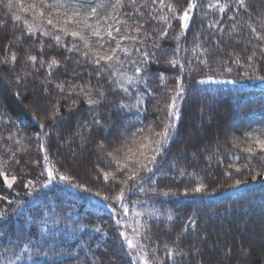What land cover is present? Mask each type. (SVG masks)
Returning <instances> with one entry per match:
<instances>
[{
    "label": "trees",
    "instance_id": "16d2710c",
    "mask_svg": "<svg viewBox=\"0 0 264 264\" xmlns=\"http://www.w3.org/2000/svg\"><path fill=\"white\" fill-rule=\"evenodd\" d=\"M11 2L9 9L0 0V172L8 175L0 176V264H264V0H195L186 35L164 5L179 15L188 0H148L147 8L145 0H124L118 9L115 0ZM90 7L101 14V36L85 30V47L59 29L66 11L83 18ZM137 7L144 43L117 37L130 57L121 52L122 63L102 70L92 53L115 47L109 25ZM137 48L153 57L139 72L130 62L140 60ZM53 58L59 66L50 68ZM97 90L104 98L89 105ZM170 121L152 170L128 180L133 165L160 147L156 134ZM122 233L143 251L129 248ZM176 250L183 255L170 259Z\"/></svg>",
    "mask_w": 264,
    "mask_h": 264
},
{
    "label": "snow or ice",
    "instance_id": "6c2138e0",
    "mask_svg": "<svg viewBox=\"0 0 264 264\" xmlns=\"http://www.w3.org/2000/svg\"><path fill=\"white\" fill-rule=\"evenodd\" d=\"M134 2V0H133ZM152 4L156 3V0H151ZM161 4H164V0H160ZM239 4L241 6H244L245 4V0H239ZM44 6V5H42ZM57 7H59L60 5L57 4ZM124 6V0H115L114 4H111V7H113L114 9H118V8H122ZM165 7H168L172 13L171 19L177 20L180 25H181V30L185 33V35L187 34L189 27H190V21L192 20V16L190 15V13L194 12L195 8L197 7V4L195 3V0H188V5L187 8H185L182 12V14H177V9L171 5V4H166L164 5ZM7 7L9 9H11L13 7V4L11 2V0H9V3L7 4ZM21 7L23 8V5H21ZM47 9L49 12H51V9L53 7V5H46ZM103 7V5L101 6ZM140 7H144L147 8L149 7L148 4V0H145V3L143 5H141ZM209 8L212 7H217L219 9V11L221 13H223L224 11H226V8L222 5H213V4H209L208 5ZM30 10H36V6L35 5H30L28 8H23V11L28 12ZM122 15L126 16L127 19L126 20H120L118 18H114L116 19V24H112L109 25V28L106 32L107 36L110 38V43H114L115 47H109L107 50H104L103 45H100V50H98L97 52L92 53L93 55V63L95 65H99L101 66L102 70L103 69H108L112 66L113 63H122L121 60V56L119 55V53H124L125 56H129L130 57V53L128 52L127 48H122L121 44L117 42V37L120 38V40H128L130 42H135V43H139V44H143L144 41H142L140 39V33L143 30V26L140 25L137 20L134 19V17H139L142 18L143 17V13L140 12V8L137 7L135 12H133L132 14L129 13H121ZM39 16L41 18L46 17V13L44 11H40L39 12ZM155 19V17H153ZM17 19H19V17H17ZM89 19H95L97 27H93L92 24L89 23ZM101 14L98 11L97 7H90L87 12H85L83 14V18H81V13L79 10L77 11H73L72 15L69 16L68 12H65V19L63 21L64 27L59 29V31L64 32L65 35H71L74 38H78L80 41H83L84 46L85 47H89V40L87 38V35L85 34V30L90 31L91 35L94 37H100L101 33L100 31L97 30L100 22H101ZM103 19L106 21L108 19H113V18H109V17H103ZM160 19L162 21H164V23L168 26L171 27V25L168 23L169 21V17L164 16V17H160ZM232 19H235V17H232ZM129 20L132 21V23H129ZM47 24L48 25H52L53 27H55L54 25V21L51 17H47ZM119 25V26H118ZM69 26H73L74 30H72L71 32L67 31ZM211 27V25H210ZM135 29V34H132V29ZM113 32L116 33V36L113 35ZM252 32H256L255 28H252ZM44 36H49L50 33L49 31H43L42 33ZM27 35L31 36L33 35L32 31H29L27 33ZM160 38H165L168 36L167 31H163L160 32L159 34ZM22 39V38H21ZM54 39L57 43L60 42L61 40V36L60 35H55ZM261 39H264V36H261ZM156 47H159L158 45H155ZM66 47V45H65ZM76 48V45H73V49ZM71 50V49H70ZM91 51V49H89ZM41 51H43V49H41ZM136 51L140 52V60L136 61V60H130V62L136 66L135 67V71L139 72L141 71V67L139 65H147L149 63V61L151 59H153L151 53L149 51H141V49L137 48ZM89 53H84L85 56H87ZM11 59L13 61L16 60V56L13 54L11 56ZM36 56H31L30 60H32L33 62L36 61ZM248 59H252V57H249ZM170 63H172L173 65L178 64V61H171ZM52 66H59V61H57L55 58H53L50 63H49V67L51 68ZM182 67V66H181ZM229 72L232 70L231 68L227 69ZM49 75H51V72H49ZM163 79V77H161ZM178 79L181 80V83L179 85L180 90L182 91V77H178ZM261 79H264V77H261ZM129 83H133V81L130 79ZM57 88H59L61 91H63V86L60 84L56 85ZM124 92H128V88H124L123 89ZM97 95L99 97V99H91L89 98L88 100V104L89 105H94V104H98L101 102V100L104 98L105 93L103 91H99L97 90ZM140 101H137V106H139ZM171 108L173 109L171 116L173 118V120L178 119L176 112H175V103H172ZM173 124L170 121L169 124L167 125V128L164 130L163 133H157L156 135L159 138V140L156 142L160 145L159 148L153 149L154 151V155L151 157H146L147 163L144 164H140L139 161L136 162V164H139V167H136V164L133 165L130 173L127 176L128 180H135L138 176L139 173L141 171H151L152 169L149 167V165L154 164L156 161V157L160 154H162L163 152V144L167 141L168 136L172 130ZM139 131L143 132V129H140ZM258 143L260 144V148L261 150H264V141H258ZM147 145H145L146 147ZM116 152H119L120 149H116ZM246 151L251 152L252 149L248 148L246 149ZM109 155H112L111 153H109ZM47 155H45L44 159L47 160ZM17 163H19V161H16ZM128 165L125 164L120 171H124L125 169H127ZM43 174V173H41ZM48 175L52 176L53 173L51 170H48ZM0 176H3L4 180L7 181L8 180V175L6 173H2L0 172ZM15 176H13L12 181H15ZM60 179L64 180V181H69V177L68 176H61ZM105 179H107V174H105ZM124 181H121V183H123ZM33 182L32 181H28L26 187L32 186ZM240 185V181H236V186ZM8 187L11 188L12 187V183H8ZM80 187V186H78ZM202 187H198L195 189L196 192H200L202 191ZM85 191H87V188H84ZM141 191H143V188H140ZM154 191V189H153ZM96 195H99V193H96ZM124 198V193L121 192L119 194L118 197H116V199L118 201H122ZM105 199H107V197H105ZM125 212H127V209H125ZM139 215V214H138ZM3 218V213H0V219ZM168 219H172V217L169 215ZM192 226H194V221H190L189 222ZM134 232L136 230H133ZM124 239L127 242V245L129 246V248H136L139 247L141 249V251H143V245L137 243L136 245L133 244V240L130 239L127 234H123ZM183 255L182 252H180L179 250L176 251H169L168 255L170 259H174V257L177 255ZM145 255H147L145 253ZM144 264H149V261L147 259L144 260ZM154 264H160V262H154Z\"/></svg>",
    "mask_w": 264,
    "mask_h": 264
},
{
    "label": "rangeland",
    "instance_id": "374dc122",
    "mask_svg": "<svg viewBox=\"0 0 264 264\" xmlns=\"http://www.w3.org/2000/svg\"><path fill=\"white\" fill-rule=\"evenodd\" d=\"M257 236H258V235H257ZM261 238H262V236H261V235H259V236H258V239H261Z\"/></svg>",
    "mask_w": 264,
    "mask_h": 264
}]
</instances>
